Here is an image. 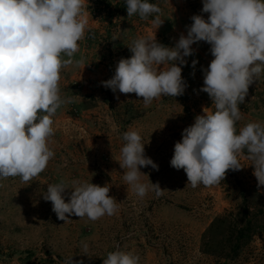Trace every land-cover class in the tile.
Listing matches in <instances>:
<instances>
[{"label": "rangeland", "instance_id": "1", "mask_svg": "<svg viewBox=\"0 0 264 264\" xmlns=\"http://www.w3.org/2000/svg\"><path fill=\"white\" fill-rule=\"evenodd\" d=\"M123 1L88 0L85 39L79 42L73 65L61 71V95L72 102L53 118L54 158L28 183L20 177L0 179V264H64L69 257L103 264L116 250L138 255L140 264H264V186H257L247 151L238 157L243 168L229 170L213 186L187 185L184 170L170 164L183 130L203 114V107L212 105L200 91L202 68L213 59L210 45H192L195 53L182 66L187 87L175 98L161 97L146 105L134 93H114L102 84L114 76L121 58H130L133 40L156 35L158 42L174 47L180 35L187 34L191 16L201 14L202 0H149L161 8L164 23L158 29L151 23L153 17H128L126 10L114 8ZM239 107L237 131L248 122L264 124V73ZM129 130L138 131L145 155L158 165V170L141 168L149 177L142 175L141 182L158 183L164 189L159 197L149 191L140 198L123 179L120 150L122 134ZM62 180L108 183L118 212L97 221L76 216L59 220L42 194L47 185ZM247 206L262 227L234 256L236 230L243 226ZM84 243L88 255L83 254Z\"/></svg>", "mask_w": 264, "mask_h": 264}, {"label": "clouds", "instance_id": "2", "mask_svg": "<svg viewBox=\"0 0 264 264\" xmlns=\"http://www.w3.org/2000/svg\"><path fill=\"white\" fill-rule=\"evenodd\" d=\"M87 4L88 0H0V179L20 177L28 183L55 156L50 147L53 118L72 102L61 95V71L73 65L79 42L85 39ZM202 5L201 14L191 16L187 34H181L174 47L158 42L156 35L133 40L128 46L130 58H121L114 76L102 84L114 93H134L146 105L161 97L183 95L185 58L194 55L192 45L206 42L213 59L202 68L200 91L208 94L212 105L203 107V114L183 130L170 164L184 170L187 185L213 186L229 170L243 168L238 157L246 150L257 186H264V124L248 122L239 131L236 126L242 119L239 105L264 73V0H202ZM125 6L128 17H153L156 29L164 23L161 8L149 0H125ZM197 63L192 60V67ZM122 139L119 164L124 181L140 198L149 191L163 195L158 183L141 182L142 175L148 177L141 168L158 170L145 155L141 135L129 130ZM110 189L108 183L62 180L47 185L42 195L61 221L68 222L71 216L97 221L119 210ZM83 254L88 255L86 243ZM64 264L83 261L69 257ZM103 264H140V257L116 250L107 254Z\"/></svg>", "mask_w": 264, "mask_h": 264}, {"label": "trees", "instance_id": "3", "mask_svg": "<svg viewBox=\"0 0 264 264\" xmlns=\"http://www.w3.org/2000/svg\"><path fill=\"white\" fill-rule=\"evenodd\" d=\"M114 8L119 12L126 10L125 0L116 3ZM243 212V226L236 230V238L233 246V252L235 253L234 256L238 254L242 245L246 244L251 239L257 229L262 227V225L256 220L255 216H253V218L250 217L251 213L248 210V206L243 208Z\"/></svg>", "mask_w": 264, "mask_h": 264}]
</instances>
